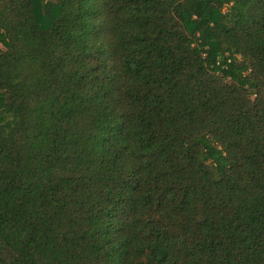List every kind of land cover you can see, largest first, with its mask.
Here are the masks:
<instances>
[{
  "label": "trees",
  "instance_id": "1",
  "mask_svg": "<svg viewBox=\"0 0 264 264\" xmlns=\"http://www.w3.org/2000/svg\"><path fill=\"white\" fill-rule=\"evenodd\" d=\"M0 264H264V0H0Z\"/></svg>",
  "mask_w": 264,
  "mask_h": 264
},
{
  "label": "rangeland",
  "instance_id": "2",
  "mask_svg": "<svg viewBox=\"0 0 264 264\" xmlns=\"http://www.w3.org/2000/svg\"><path fill=\"white\" fill-rule=\"evenodd\" d=\"M1 46L3 47V44H1Z\"/></svg>",
  "mask_w": 264,
  "mask_h": 264
}]
</instances>
